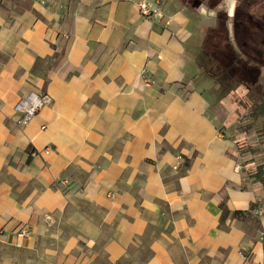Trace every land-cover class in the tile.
Listing matches in <instances>:
<instances>
[{"label":"crops","instance_id":"1","mask_svg":"<svg viewBox=\"0 0 264 264\" xmlns=\"http://www.w3.org/2000/svg\"><path fill=\"white\" fill-rule=\"evenodd\" d=\"M214 15L0 0V264H264V191L190 85ZM41 93L18 124L15 105Z\"/></svg>","mask_w":264,"mask_h":264},{"label":"rangeland","instance_id":"2","mask_svg":"<svg viewBox=\"0 0 264 264\" xmlns=\"http://www.w3.org/2000/svg\"><path fill=\"white\" fill-rule=\"evenodd\" d=\"M237 0H235L236 6ZM231 0H222L216 6L217 11L226 13V32L227 39L232 44L236 52H240L244 45L242 39L237 34L239 29L238 23L240 17L235 13V7L232 15L228 9L231 8ZM240 7V6H236ZM216 10H212L215 11ZM214 15V26H217L218 21L223 15ZM232 16V17H231ZM237 35V40H236ZM210 36H207L200 48L199 57L197 59L199 73L196 74L190 81L193 88H200L209 98L210 108L209 115L215 123L225 132L229 139L235 142L237 159L245 164L248 170L254 172L258 166L264 165V130L261 126L258 128L251 126L248 132H244L250 123L245 120L250 117V106L258 97V92L264 90V69H261L256 77L257 82L249 89L244 85H238L234 82L220 81L219 79H211L207 77L202 68L205 47ZM256 74V73H254ZM152 84V80H151ZM150 84V85H151ZM148 85V86H150ZM146 86V85H145ZM45 94V93H41ZM251 150L255 151L254 154Z\"/></svg>","mask_w":264,"mask_h":264},{"label":"trees","instance_id":"3","mask_svg":"<svg viewBox=\"0 0 264 264\" xmlns=\"http://www.w3.org/2000/svg\"><path fill=\"white\" fill-rule=\"evenodd\" d=\"M249 13L255 18L260 19L263 10L257 13L256 8H251ZM244 26V32H254V27L247 21L244 22ZM226 30V15H223L222 20L218 21L217 26L205 30V39L207 36L210 37L201 59L204 65L202 68L204 69L205 75L211 79H219L220 81L228 80L231 83L234 82L238 85H244L249 89L257 82L256 77L258 72L264 69V50L260 54H255L253 53L255 47L249 45L242 49L241 52H236L227 39ZM241 34L245 39H248L246 33ZM250 109V117L248 120H245L247 123H250V126L248 125L244 129V132H248L251 126L256 128L261 126V129L264 130L263 89L258 92L257 100L251 104ZM34 151H30V156ZM251 152L254 154L255 151L251 150ZM247 174L250 181L254 184H259L264 191V165L258 166L254 172L248 170ZM233 216L241 217L243 214L236 212L233 213Z\"/></svg>","mask_w":264,"mask_h":264},{"label":"built area","instance_id":"4","mask_svg":"<svg viewBox=\"0 0 264 264\" xmlns=\"http://www.w3.org/2000/svg\"><path fill=\"white\" fill-rule=\"evenodd\" d=\"M140 13L143 16H154L157 15L158 13L154 10H150L144 5L139 6ZM195 11L201 14H208L211 10L208 6L205 4H202L197 7H193ZM140 78L142 79L144 85L148 86L151 84V78L149 77L147 71L145 68H143L140 73H139ZM51 102L50 97L47 94H39V95H34L31 94L29 95L28 98L26 99H21L19 102L15 105V111L19 115V120L18 124H26L29 121H31L35 115L39 112V110L44 107L45 105H48ZM50 148H45L44 150L37 152L34 151L31 153V156H42V155H48L50 152ZM175 161L177 162L176 165L173 167L174 170H177V164L183 161V157L180 155H177L175 157ZM253 212L255 214L261 215L264 213V204L260 207H254ZM28 235V232L26 230H21L19 233V236L25 237ZM0 238H3V236H0ZM260 242H264V232L261 233L259 237ZM243 260V264H251V255L247 251H241L239 253Z\"/></svg>","mask_w":264,"mask_h":264},{"label":"flooded vegetation","instance_id":"5","mask_svg":"<svg viewBox=\"0 0 264 264\" xmlns=\"http://www.w3.org/2000/svg\"><path fill=\"white\" fill-rule=\"evenodd\" d=\"M220 1L222 0H184V3L191 8L205 4L210 9L216 10L215 8L220 3ZM237 5L240 7H236ZM236 6H235V13L238 14V17H240V21L238 23L239 29L237 30V34L242 39V43L244 45L243 49L248 47L249 45H252L253 47H255L253 53L260 54L262 50H264V0H237ZM251 8H256L257 13H260L263 10L260 19L255 18L253 15L249 13V10ZM220 14L221 11L216 10L215 16ZM221 15H227V14L222 13ZM222 18H220V20H222ZM245 21H247L249 24H251L254 27L253 33L244 32ZM241 33H246L248 39H245ZM236 40H237V35H236Z\"/></svg>","mask_w":264,"mask_h":264}]
</instances>
